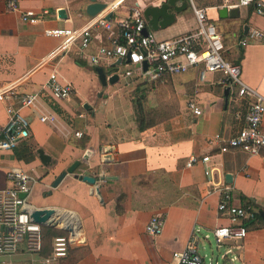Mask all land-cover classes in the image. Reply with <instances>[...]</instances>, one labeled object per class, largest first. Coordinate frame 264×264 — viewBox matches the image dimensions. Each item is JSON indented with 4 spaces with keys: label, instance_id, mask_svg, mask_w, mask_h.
I'll use <instances>...</instances> for the list:
<instances>
[{
    "label": "crops",
    "instance_id": "obj_1",
    "mask_svg": "<svg viewBox=\"0 0 264 264\" xmlns=\"http://www.w3.org/2000/svg\"><path fill=\"white\" fill-rule=\"evenodd\" d=\"M96 1L108 4L110 18L118 22L135 6L145 8L163 0ZM235 1L198 6L193 0L175 22L150 32L162 40L193 30L198 25L194 5L205 8L222 34L226 56L240 61L242 79L264 96V38L239 44L247 25L249 30H264V14L251 6H233L239 14L222 17L220 8ZM6 2L0 0V86L13 83L18 92L40 94L34 105L21 110L31 121L30 136L12 150L0 149V189L10 184L7 171L20 166L35 178L27 196L29 206L55 208V217L62 220L58 229L79 220L68 264H169L173 252L186 248L192 234L200 245L201 237L209 238L217 226L228 224L218 210L220 193L208 180L205 164L186 165L192 154L210 155L208 163L217 167L215 181L230 183L238 203L251 200L257 211L264 212V148L251 155L238 148L219 152L209 143L216 133L224 138L237 134L246 124L250 105L248 96H238L236 87L221 82L222 71L208 72L204 80L196 68L154 81L120 75L116 82L103 85L96 67H104L109 76L116 61L93 65L75 47L53 52L61 40L45 33L49 27L84 25L92 17L87 11L91 0H18L21 9L37 11L40 20L35 23L24 20L19 11H9ZM63 8L66 18L58 14ZM116 31L95 28L89 50L110 45ZM55 71L62 83L72 84L70 96L56 99L42 91ZM122 77L151 85L148 103L165 117L143 130L127 126L126 114L118 106L119 90L112 89ZM190 99L202 108L200 115L188 107ZM11 102L19 106L17 100H0V132ZM41 114L52 119L42 121ZM39 148L51 157L48 163L40 159ZM76 160L80 164L75 171L54 186L58 175ZM82 175L96 176L97 181L91 183ZM156 213L164 214L166 224L162 234L153 236L145 225ZM217 248L222 264H264V227H250L244 239H229Z\"/></svg>",
    "mask_w": 264,
    "mask_h": 264
},
{
    "label": "built area",
    "instance_id": "obj_2",
    "mask_svg": "<svg viewBox=\"0 0 264 264\" xmlns=\"http://www.w3.org/2000/svg\"><path fill=\"white\" fill-rule=\"evenodd\" d=\"M193 3V0H191ZM254 6L255 12L264 14V0H236L228 6ZM9 11H19L24 20L38 22L39 14L34 9H21L18 0H7ZM198 25L195 29L168 39H158L154 33H144L147 20L144 8L135 6L122 20L113 22L107 18L111 7L92 16L82 26L49 27L46 35L60 38V44L53 52L76 48L78 53L91 64L100 65L104 61H117L118 65H134V68L118 69L120 75L126 77L138 76L154 81L164 75H174L186 72L191 68L199 71L200 79L204 80L206 73L222 71V83L236 87L238 96H248L250 105L246 113L245 126L235 135L224 138L216 133L209 139L210 144H216L219 152L238 148L251 155L260 154L264 148V96L248 85L241 76L242 68L239 60H231L225 54L222 34L216 25L209 20L205 8L194 5ZM97 27L117 30L110 45H99L95 52L89 49L93 40V32ZM264 38V30L252 28L239 40L241 46ZM123 40V41H122ZM129 58V61L127 59ZM144 62L147 68H144ZM74 88L70 83H62L57 72H52L43 85L42 91H48L54 98L63 99L70 96ZM39 92L21 93L13 83L0 86V100H17L7 105L8 121L0 132V149L12 150L31 134V121L23 114L22 107L32 106L39 97ZM188 107L196 115L202 113V108L195 99L188 101ZM40 119L46 121L52 116L41 114ZM80 134V132H77ZM210 155L198 157L190 155L186 165L191 167L199 162L205 164V173L213 183L214 191L220 193L218 210L228 218L229 223L217 226L213 235L218 246L229 239L242 240L248 233L246 220L254 219L257 209L250 203H238L234 186L222 180L215 181ZM10 184L0 189V264H62L69 254L76 236L71 233L56 235L52 243V251L43 255L44 236L42 224L32 220L26 207L29 206L27 196L35 180L32 174L20 166L11 167L6 173ZM23 194H26L24 196ZM166 217L164 214H153L145 225L147 233L158 236L164 231ZM28 254L29 258L15 259L18 254ZM36 255V256H35ZM169 264H205L199 253V242L196 234H192L186 248L176 250ZM212 264V262L210 263Z\"/></svg>",
    "mask_w": 264,
    "mask_h": 264
},
{
    "label": "water",
    "instance_id": "obj_3",
    "mask_svg": "<svg viewBox=\"0 0 264 264\" xmlns=\"http://www.w3.org/2000/svg\"><path fill=\"white\" fill-rule=\"evenodd\" d=\"M181 1V2H180ZM189 0H163L160 4L157 5H148L144 8V15L147 20V26L144 29V33L148 34L151 30H160L162 28H166L170 24L176 21V16L179 12L186 10L189 7ZM108 4L104 2H99L96 0H91V2L87 6V11L91 16H95L101 11H103ZM60 17H67L66 9H60L58 11ZM235 14H239L238 7H229L228 5H224L220 8V15L222 17L226 16H234ZM111 17V13L107 14V18ZM249 26H246V34L248 33ZM129 61V58L127 59ZM122 62V58H119L116 62H114L113 67L110 71H114L111 75L108 76V71L102 67L97 66L96 70L98 72L99 78L103 85L109 83H114L120 78V74L118 72V65ZM144 68H147V63L144 62ZM229 89L226 90V93ZM86 108H90L89 104H85ZM39 157L44 163H48L51 157L45 153L42 148L38 149ZM80 164V160L74 161L66 170L62 171L56 180L54 181V186H57L60 181L66 176L67 173H73L77 166ZM227 177H230V174H227ZM81 178L85 180L96 183V176L92 175H82ZM26 196V194H23ZM26 210L29 211L31 218L33 221L38 222L44 226H52L57 227L61 224V218H56L57 210L55 208L44 207L39 208L35 206H27ZM264 215V212H262ZM62 228L72 235H74L79 228L80 222L78 219L75 220L74 223H62Z\"/></svg>",
    "mask_w": 264,
    "mask_h": 264
},
{
    "label": "rangeland",
    "instance_id": "obj_4",
    "mask_svg": "<svg viewBox=\"0 0 264 264\" xmlns=\"http://www.w3.org/2000/svg\"><path fill=\"white\" fill-rule=\"evenodd\" d=\"M190 1V0H189ZM220 0H196V5L202 6L207 5L211 3H218ZM189 7L192 6V2L189 3ZM127 66L120 65L119 70L124 71ZM128 68L133 69V65H129ZM151 85L143 84L140 82H135V80H129L126 82V78L122 77L121 80L112 87V89H117L118 94L121 95L120 97V103L119 107L120 109L126 114L127 118V126H138V119H139V113L137 111V99L144 90L146 91L147 98L145 101V111H144V119L147 120V123L149 120H152V117L155 118H161L162 115L155 114L158 112V109L152 108L148 103V91ZM139 87V91L136 90V88ZM148 90V91H147ZM132 109V110H131ZM134 111V112H133ZM121 112V111H120ZM133 112V113H132ZM151 112H154V115H150ZM62 232L61 229H53L51 232L46 233V239L49 240V242H52V239L55 234ZM201 244L199 245V252L204 257L205 263L210 264L211 262L213 264H216V261H219V264L223 263V259L220 257V254L218 252L217 248V242L215 240L214 235L210 234L209 238L201 237ZM67 263V260L64 261V264Z\"/></svg>",
    "mask_w": 264,
    "mask_h": 264
},
{
    "label": "trees",
    "instance_id": "obj_5",
    "mask_svg": "<svg viewBox=\"0 0 264 264\" xmlns=\"http://www.w3.org/2000/svg\"><path fill=\"white\" fill-rule=\"evenodd\" d=\"M219 3L221 4L220 1H219L217 4H219ZM251 7H252L253 9H255L253 5H251ZM122 41H123V40H122ZM240 56L243 57V54L241 53ZM143 84H144V83H143ZM136 90L139 91V87H137ZM147 91H148V90H147ZM146 98H147V94H146V91L144 90V92H142V94H140V95L138 96L137 104H136V106H137V111H138V113H139L138 126H139V128H140L141 130H143V129H145V128L151 126V125L156 124L160 119H163V118L165 117V116H163V115H162L163 117H161V118H158V117H157V118L152 117V120H151V121L149 120V122L147 123V120H145L144 117H143V116H144V111H145L144 105H145ZM155 114L161 115L159 112H157V113H155ZM150 115L153 116V115H154V112H151ZM26 140H27V138L24 139L22 142H24V141H26ZM32 157H33V154H31V158H32ZM31 158H29V159H31ZM247 203H250V204H252V205L254 204L251 200H248ZM245 224H246V227H247L248 229H249L250 227H256V228H257V227H264V216H263L262 212L258 211L257 214H256V217H255L254 219L246 220ZM53 229H58V228H56V227H52V226H43V236H44V249H43V252H42L43 255H48V254L51 253V251H52V243H53V239H54V237H55L56 235H59V234H68L67 231H64L63 229H61L62 232L55 234L54 237H53V239H52V242L49 244V246H48V245L46 246V243H45V240H47V239H46V233H47V232H51V231H53ZM69 251H70V250H69ZM67 257H68V256H67ZM67 257H66V258H67ZM66 258L63 259L62 264H64V261L67 260ZM66 264H68V262H67Z\"/></svg>",
    "mask_w": 264,
    "mask_h": 264
}]
</instances>
